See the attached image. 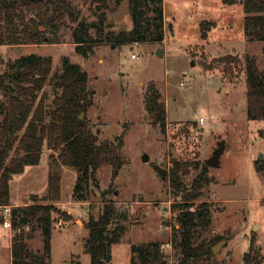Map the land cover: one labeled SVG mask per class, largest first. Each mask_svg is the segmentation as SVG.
I'll return each instance as SVG.
<instances>
[{"label":"rangeland","instance_id":"1","mask_svg":"<svg viewBox=\"0 0 264 264\" xmlns=\"http://www.w3.org/2000/svg\"><path fill=\"white\" fill-rule=\"evenodd\" d=\"M69 1L76 8L77 19H63L57 42L0 45V75L8 61L22 54L36 52L52 58L51 72L37 92V100L42 97L47 111L61 92L59 74L64 58L80 64L88 74L84 92L92 99L82 118L86 117L99 140L116 142L118 136L122 138L118 174L113 176L110 164L101 165L81 200L73 192L77 169L60 163L58 151L49 148L46 141L39 161L27 164L10 178L12 201L47 202L48 171L58 176V197L50 198L57 207L52 211L50 264H91L84 245L89 233L85 223L89 214H100L105 201L127 212L125 219L118 218L125 231L120 241L111 246V264H131V244L151 240L163 242L165 257L172 263L177 252L166 242L181 196L169 183L174 158L171 148L178 153L175 158L189 164L187 172L181 173L189 188L221 138L225 139V149L220 165H208L211 181L190 202H209L212 212L210 226L194 232V243L217 235L225 242H220L219 249L209 258L197 259L193 264H241L251 237L260 247L257 264H264V238L261 244L257 242L259 231L264 234V166L259 172L254 164L260 153L264 163V120L248 117L243 60L249 54L264 68V41L245 38L241 4L164 0L162 41L120 45L99 42L94 44L92 54L83 56L75 50L72 36L77 23L93 22L104 15L105 31L130 29L133 22L129 0ZM203 20L214 22L206 39L201 38ZM91 33L95 34V28H91ZM158 48L161 55L157 54ZM132 53L136 55L132 57ZM229 56H234L235 61ZM150 83L160 91L166 107L165 130L151 123L145 109V91ZM5 99L0 89V101ZM2 118L0 114V121ZM45 121H49V116ZM18 137L12 136L10 157L16 153ZM144 154L148 156L146 160ZM156 165L166 169L164 177ZM240 219L246 226L238 223ZM254 220L262 224L261 230L254 223L251 230ZM23 229L28 247L42 249L40 227L32 222ZM12 235L0 219V264H11Z\"/></svg>","mask_w":264,"mask_h":264},{"label":"trees","instance_id":"2","mask_svg":"<svg viewBox=\"0 0 264 264\" xmlns=\"http://www.w3.org/2000/svg\"><path fill=\"white\" fill-rule=\"evenodd\" d=\"M222 1L228 4L240 2L245 13V38L264 41V0ZM129 6L133 22L130 29L105 31L104 15L93 22L79 21L72 30L75 50L88 56L94 52V44L99 42L120 45L162 41L165 26L163 0H129ZM66 16L77 19L76 8L69 0H0V45L55 43L59 40L58 31ZM212 25L214 22L209 20L200 23L201 38H207ZM91 28H95V34L91 33ZM229 57L235 61L234 56ZM243 60L248 117L264 120V68L249 54H245ZM51 69L50 56L30 52L8 61L7 68L0 75V89L6 96L0 101V114H3L0 121V205L10 204V178L22 172L27 164L39 161L45 141L49 148L58 151L60 163L77 169L73 192L79 200L85 197L91 180L95 179L96 169L110 164L112 174L116 176L122 164L119 154L122 138L118 136L116 142L99 140L86 117H80L92 104L91 97L84 92L88 74L80 64L64 58L59 74L61 92L54 97L49 111L45 109L41 96L37 100V92L43 87ZM145 109L151 123L165 130L166 107L153 83L148 84L145 91ZM46 116H49L48 122L45 121ZM14 135L19 136V143L16 153L10 157ZM171 155L174 157L172 152ZM172 160L169 183L172 190L180 194L181 201L175 205L178 212L167 242L177 255L170 263L164 254L163 242L159 240L132 243L131 264H193L197 259L209 258L213 254L212 246L223 238L217 235L196 244L193 241L194 232L198 228L209 227L212 220L209 202H190L211 181L207 174L208 164L203 162L188 188L181 179V173L187 172L189 164L175 157ZM254 164L257 171L263 170V159H256ZM55 175L49 172L47 202L32 199L27 205L13 206V224L21 229L12 235L11 264H50L52 211L57 209L50 198L58 197L59 193L58 176ZM119 216L125 219L127 212L119 211L111 201L104 202L97 217L89 214L85 223L89 233L84 245L91 264H111V246L120 241L125 231ZM32 222L41 229L42 249L33 250L27 245L23 226ZM259 248L251 237L241 264H257L260 261Z\"/></svg>","mask_w":264,"mask_h":264},{"label":"water","instance_id":"3","mask_svg":"<svg viewBox=\"0 0 264 264\" xmlns=\"http://www.w3.org/2000/svg\"><path fill=\"white\" fill-rule=\"evenodd\" d=\"M21 2H28V1H31V0H20ZM157 54L158 55H161L162 54V50L161 48H158L157 50ZM83 116V113L80 114V117L82 118ZM259 133H261V130L259 131ZM225 149V139L224 138H221L217 141V146L214 148V150L212 151L211 155L207 158L204 159V162L206 164H208L209 166H213V167H217L220 165V157H221V154L222 152L224 151ZM171 152L173 154L174 157H177L178 156V153L175 151L174 147L171 148ZM263 157V153H260L258 158H262ZM148 156L146 154H144L143 156V159H147ZM156 169L158 171V173L164 177L166 175V169L159 166V165H156ZM219 240L218 242H216L213 246H212V251L213 252H216L219 248H218V245L220 242L224 243L225 240Z\"/></svg>","mask_w":264,"mask_h":264},{"label":"built area","instance_id":"4","mask_svg":"<svg viewBox=\"0 0 264 264\" xmlns=\"http://www.w3.org/2000/svg\"><path fill=\"white\" fill-rule=\"evenodd\" d=\"M136 54L132 53L131 56L134 57ZM200 121L203 122L204 118L200 117ZM13 205L12 204H3L0 205V219L2 221L3 227L12 232L13 234L19 232L21 227L19 225L14 226L13 224ZM60 223V222H59ZM168 246L171 248L170 242H166Z\"/></svg>","mask_w":264,"mask_h":264},{"label":"crops","instance_id":"5","mask_svg":"<svg viewBox=\"0 0 264 264\" xmlns=\"http://www.w3.org/2000/svg\"><path fill=\"white\" fill-rule=\"evenodd\" d=\"M240 3V2H239ZM241 4V3H240ZM241 7L243 8V6H242V4H241ZM163 9H164V0H163ZM244 11V10H243ZM244 15H245V13L243 14V21H244ZM49 152V151H48ZM49 172L50 171H48V179H49ZM260 172V171H259ZM47 184H48V180H47ZM31 194H33V193H31ZM34 194H36V193H34ZM226 201V200H225ZM31 202V201H30ZM29 202V199H25V200H22V201H18V202H14V201H12L11 200V198H10V204H12L13 206H18V205H27V204H29L30 203ZM241 222V219H240V221H238V223H240ZM253 223H254V225L256 226V224H258L259 225V228H260V230H261V227H262V224L260 223V222H257V220H254V221H252L251 222V225L253 226ZM224 222L222 223V226L224 227ZM241 224L243 225V226H246V223L245 222H241ZM255 226H253V228L251 229V230H253L254 228H255ZM263 238H264V234L263 233H261V231H259V233H258V235H257V242H259L260 244L262 243L261 241L263 240ZM10 254H11V245H10ZM11 259H12V257H11Z\"/></svg>","mask_w":264,"mask_h":264}]
</instances>
